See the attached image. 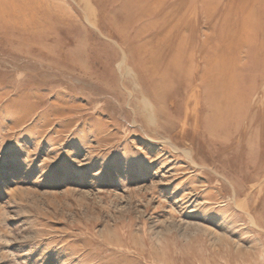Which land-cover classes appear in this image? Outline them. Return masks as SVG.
Listing matches in <instances>:
<instances>
[{
    "label": "rangeland",
    "instance_id": "obj_1",
    "mask_svg": "<svg viewBox=\"0 0 264 264\" xmlns=\"http://www.w3.org/2000/svg\"><path fill=\"white\" fill-rule=\"evenodd\" d=\"M147 1L0 0V264H264V0Z\"/></svg>",
    "mask_w": 264,
    "mask_h": 264
},
{
    "label": "bare ground",
    "instance_id": "obj_2",
    "mask_svg": "<svg viewBox=\"0 0 264 264\" xmlns=\"http://www.w3.org/2000/svg\"><path fill=\"white\" fill-rule=\"evenodd\" d=\"M129 0H126V2H128ZM130 1H133V0H130ZM135 1V0H134ZM137 2H138V5H137V8H140V10H141V7H142V4L143 3H147L148 1L147 0H136ZM156 2L159 4V3H163L164 2V0H156ZM227 3V2H226ZM123 5V4H122ZM149 5V4H148ZM155 5V4H154ZM193 5V4H192ZM117 6V5H116ZM177 6V5H176ZM195 6V5H194ZM123 7V6H122ZM132 7V6H131ZM158 8V7H157ZM186 9V8H185ZM155 10V9H154ZM188 10V9H187ZM186 10V11H187ZM264 10V9H263ZM172 11V10H171ZM195 11V10H194ZM176 13V12H175ZM184 13H186V12H184ZM262 14V13H261ZM135 15V14H134ZM165 16V15H164ZM167 16V15H166ZM193 16V15H192ZM171 17V16H170ZM173 17V16H172ZM182 17H184V15L182 16ZM248 18V17H247ZM247 18L245 19V21H247ZM257 18H259V17H257ZM163 19V18H162ZM170 19V18H169ZM249 19V18H248ZM254 19V18H253ZM252 19V20H253ZM167 20V19H166ZM152 21V20H151ZM151 21H150V25H151ZM146 22H149V21H146ZM169 22V21H168ZM155 23H157V22H155ZM180 23V22H179ZM193 23V22H192ZM246 23V22H245ZM252 23V22H251ZM256 23V22H255ZM127 24H128V22H127V20L125 19V20H123V28L125 29V27L127 26ZM153 24H154V22H153ZM152 24V25H153ZM156 25V24H155ZM164 25V24H163ZM166 25V24H165ZM250 25V24H249ZM253 25H254V23H253ZM147 27H149V26H147ZM146 27V28H147ZM155 27V26H154ZM153 27V28H154ZM162 27V26H161ZM175 27V26H174ZM251 27V26H250ZM142 28V27H141ZM145 28V29H146ZM244 28V27H243ZM246 28V27H245ZM121 29V28H120ZM149 29V28H148ZM158 29H159V27H158ZM162 29V28H161ZM172 29V28H171ZM171 29H169L168 31H171ZM174 29V28H173ZM247 29H248V27H247ZM119 30V29H118ZM151 30V29H150ZM250 30H252V29H250ZM139 31V30H138ZM144 31V30H143ZM147 31V30H146ZM159 31V30H158ZM177 31H178V29H177ZM172 32V31H171ZM158 33V32H157ZM178 33V32H177ZM186 33V32H185ZM246 33V32H245ZM251 33H252V31H251ZM144 34V33H143ZM143 34H142V36H143ZM250 34V33H249ZM152 35V34H151ZM153 35H154V33H153ZM177 35V34H176ZM186 35V34H185ZM251 35V34H250ZM182 36V35H181ZM214 36V35H213ZM221 36V38H222V35H220ZM255 36V34H253V37ZM153 37V36H152ZM151 37V38H152ZM247 37H248V35H247ZM150 38V39H151ZM183 37H181V39H182ZM186 38V37H185ZM256 38V37H255ZM264 38V37H263ZM146 39V38H145ZM149 39V38H148ZM150 39H149V41H150ZM160 39V38H159ZM207 39V38H206ZM226 39V38H225ZM243 39H245L244 37H243ZM247 39V38H246ZM158 40V39H157ZM161 40V39H160ZM183 40V39H182ZM181 40V41H182ZM186 40V39H185ZM219 40V39H218ZM147 41V43H148V40H146ZM159 41V40H158ZM162 41V40H161ZM225 41V40H224ZM223 41V42H224ZM248 41H249V39H248ZM247 41V42H248ZM252 41V40H251ZM222 42V43H223ZM230 42V41H229ZM247 42H245V43H247ZM264 42V41H263ZM140 43H142V42H140ZM163 43V42H162ZM177 43H179V42H177ZM184 43V42H183ZM244 43V42H243ZM251 43V42H250ZM151 44V43H150ZM226 44V43H225ZM241 44H242V42H241ZM256 45H257V43H255ZM264 44V43H263ZM143 45V44H142ZM146 45V44H145ZM152 45V44H151ZM177 45V44H176ZM183 45V44H182ZM184 45H186L185 43H184ZM252 45V44H251ZM254 45V44H253ZM252 45V46H253ZM255 46V45H254ZM264 46V45H263ZM145 47H147V46H145ZM144 47V48H145ZM150 47V46H149ZM186 47V46H185ZM141 48H142V46H141ZM152 48V47H151ZM158 48V47H157ZM179 48V47H178ZM228 48V47H227ZM263 48V47H262ZM184 49V48H183ZM142 50V49H141ZM146 50H148V49H146ZM146 50H145V52H146ZM152 50V49H151ZM205 50V49H204ZM176 51V50H175ZM144 52V51H143ZM157 52V51H156ZM176 52H178V51H176ZM216 52V51H215ZM222 52V51H221ZM238 52V51H237ZM152 53V52H151ZM191 53V52H190ZM223 53V52H222ZM222 53H219V56H218V60H216V59H214V60H216V61H214V62H212L213 60H211L210 62H207L206 64H207V67H206V69H205V71L203 70L202 71V73H201V76L199 77L200 78V80H201V83H203L204 85H206V90H207V92H210V93H208V99H209V102L210 103H212V104H214V106H218L220 109H222L223 108V106H225L226 107V105L224 104V102H222V98H219L218 96H220V95H215V94H213L215 91H221L223 94H225V95H229V93H231V91L233 90V89H235V91L237 90L236 89V86H239V89H238V94H233L234 95V98L236 97V98H238L239 100H241V101H244L245 103L247 102H250L251 101V98L249 99V100H245V98H244V95L241 93V91H240V85H238L239 84V82L242 84V82L241 81H243V79H241L240 78V80L241 81H239L238 79L236 80V78H234V81L233 82H231L232 83V87L230 86V84L228 83V80L226 79V80H223L222 79V77L224 76H226L227 75V70H226V66H227V64H229V63H227L225 66H224V64H223V62H225V60H222L221 58H219L220 56H221V54ZM152 54H154V51H153V53ZM215 54V53H214ZM177 55V54H176ZM176 55H174V57L176 56ZM190 55V54H189ZM217 55V54H216ZM216 55H214V56H216ZM258 55V54H257ZM264 55V54H263ZM222 56L224 57V59H225V57H226V55L225 54H222ZM258 57H260V56H258ZM179 58V57H178ZM231 58V57H230ZM263 58V57H262ZM147 59H148V57H147ZM151 59V58H150ZM236 60V59H235ZM262 60V59H261ZM151 62H152V60H151ZM179 62V61H178ZM230 62V61H229ZM232 62V61H231ZM237 63V62H236ZM148 64V63H147ZM152 64V63H151ZM231 65V64H230ZM153 66H155V65H153ZM240 66V65H239ZM143 67V66H142ZM150 67H152V66H150ZM165 67V66H164ZM204 67V68H205ZM228 67L229 66H227V69H228ZM232 67H233V65H232ZM239 68V67H238ZM235 69H237L236 67H235ZM147 70V69H146ZM154 70V69H153ZM229 70H230V68H229ZM156 71V70H155ZM226 71V72H225ZM151 72V71H150ZM152 73V72H151ZM180 73V72H179ZM226 73V74H225ZM231 73V72H230ZM234 73H235V76L237 75V71L235 72L234 71ZM162 74V73H161ZM164 74V73H163ZM167 74V73H166ZM165 74V75H166ZM238 74H240V72L238 73ZM152 75H154L153 73H152ZM157 76V75H156ZM179 76V75H178ZM233 75H231V77H232ZM170 77V76H169ZM234 77V76H233ZM219 78V79H218ZM221 78V79H220ZM159 79H161L160 78V76H159ZM166 79V78H165ZM173 79V78H172ZM190 79V78H189ZM233 79H231V81H232ZM164 81V83H165V81L166 80H163ZM239 81V82H238ZM159 82V81H158ZM254 82V81H253ZM238 83V84H237ZM161 84H162V82H161ZM263 83H261V85H262ZM158 85H160V84H158ZM261 85H259V87L261 86ZM162 86V85H161ZM164 86V85H163ZM166 86V85H165ZM163 88V87H162ZM233 88V89H232ZM234 91V90H233ZM213 92V93H212ZM222 95V94H221ZM242 95V96H241ZM224 96V95H223ZM205 97H207V96H205ZM221 97V96H220ZM225 97V96H224ZM229 97V96H228ZM233 97V96H232ZM230 98V97H229ZM228 98V99H229ZM235 98V99H236ZM225 99V98H224ZM227 99V101L229 102V100ZM231 99V98H230ZM233 99V98H232ZM233 101V100H232ZM231 101V102H232ZM237 101V100H236ZM234 103H237V102H234ZM243 103V102H242ZM244 103V104H245ZM228 104V103H227ZM230 104H233V103H230ZM209 105V104H208ZM235 106L234 107H236V105L238 106V105H240V103L239 104H234ZM242 105V104H241ZM217 107V108H218ZM232 107H233V105H232ZM233 107V108H234ZM240 107V106H239ZM228 108V107H227ZM230 109H232L231 107H230ZM215 110V109H214ZM224 110H225V108L223 109V112H224ZM234 110V112H235V109H233ZM226 111V110H225ZM229 111V110H228ZM237 111V110H236ZM217 112H219V111H217ZM231 112H233V111H231ZM220 114H222L221 112H219ZM218 113V114H219ZM228 113V112H227ZM230 113V112H229ZM216 115V118L218 119V121H219V118H220V116L219 115ZM224 114V113H223ZM222 114V115H223ZM228 115V114H227ZM226 116V115H225ZM227 117V116H226ZM213 118H214V116H213ZM235 120H236V118H235ZM222 122V120H221V118H220V123ZM219 123V122H218ZM227 125V124H226ZM232 125L234 126V124L232 123ZM222 126V125H221ZM227 126H229V125H227ZM232 126V127H233ZM235 130V129H234ZM220 131V130H219ZM252 146V145H251ZM238 155V154H237Z\"/></svg>",
    "mask_w": 264,
    "mask_h": 264
}]
</instances>
